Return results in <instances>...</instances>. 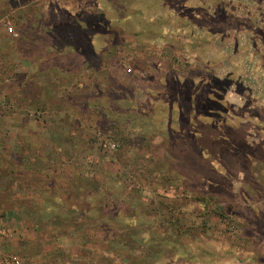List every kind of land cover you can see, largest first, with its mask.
<instances>
[{
  "label": "rangeland",
  "instance_id": "1",
  "mask_svg": "<svg viewBox=\"0 0 264 264\" xmlns=\"http://www.w3.org/2000/svg\"><path fill=\"white\" fill-rule=\"evenodd\" d=\"M0 228L20 264H264V0H0Z\"/></svg>",
  "mask_w": 264,
  "mask_h": 264
},
{
  "label": "built area",
  "instance_id": "2",
  "mask_svg": "<svg viewBox=\"0 0 264 264\" xmlns=\"http://www.w3.org/2000/svg\"><path fill=\"white\" fill-rule=\"evenodd\" d=\"M8 33H10L12 36H15L14 32H12L9 28L7 29ZM99 146L106 150V151H113L115 149V145L112 142L108 141H99ZM4 235V230L0 228V237ZM0 264H20L19 260L12 256V255H4L0 259Z\"/></svg>",
  "mask_w": 264,
  "mask_h": 264
},
{
  "label": "crops",
  "instance_id": "3",
  "mask_svg": "<svg viewBox=\"0 0 264 264\" xmlns=\"http://www.w3.org/2000/svg\"><path fill=\"white\" fill-rule=\"evenodd\" d=\"M54 48L53 49H55L54 51H55V54H56V57H55V60L56 61H60V60H64L65 58H66V54H65V52L63 51V49H64V45H55V46H53ZM45 49H47V46H45ZM69 51H71L70 53H72V52H74V53H77L78 55L80 54V51H81V49L79 48V46H76V47H73V48H67ZM43 59H47V57H44ZM46 61V60H45ZM8 90V89H7ZM6 122H7V126H8V124L10 123L11 125H14L15 124V122L14 121H10L9 122V120H8V118H6ZM14 127V126H13ZM55 156H57V154H55ZM76 156V155H75ZM59 157H62V155H59L58 156V158ZM43 161H46V159H43ZM55 236H56V239H58L60 236H62V238H63V234H60L59 236L58 235H56L55 234ZM70 235H67L66 237H69ZM72 236V235H71ZM71 239H72V237H71Z\"/></svg>",
  "mask_w": 264,
  "mask_h": 264
},
{
  "label": "trees",
  "instance_id": "4",
  "mask_svg": "<svg viewBox=\"0 0 264 264\" xmlns=\"http://www.w3.org/2000/svg\"><path fill=\"white\" fill-rule=\"evenodd\" d=\"M83 18V17H82ZM82 18H79V19H75V20H72V23H75V25H74V27H76V28H78V29H82V25H83V27L87 24V23H85V21L82 19ZM112 23H114V22H117V23H119L120 22V20L119 19H121V18H117L116 16H114V17H112ZM100 20H96V21H94V26H97V25H101V21L99 22ZM80 33H81V31H80ZM86 36V35H85ZM85 41V40H84ZM171 111V113H173L174 114V112H176L175 110H170Z\"/></svg>",
  "mask_w": 264,
  "mask_h": 264
}]
</instances>
